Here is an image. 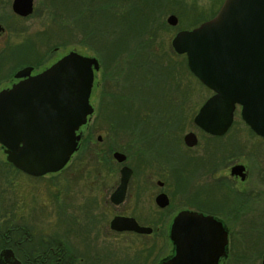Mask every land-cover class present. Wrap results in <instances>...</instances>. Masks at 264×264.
I'll return each instance as SVG.
<instances>
[{
  "label": "rangeland",
  "instance_id": "1",
  "mask_svg": "<svg viewBox=\"0 0 264 264\" xmlns=\"http://www.w3.org/2000/svg\"><path fill=\"white\" fill-rule=\"evenodd\" d=\"M11 1L0 0V23L14 30L0 36V47L5 44L24 45L31 41L27 44L31 46L39 44L37 49L40 52L38 57L40 59L49 55L52 56V60H56L66 52L76 51L104 62L101 63L100 73L96 72L93 78L89 97L93 113L86 123L84 138L80 140L78 149L67 168L41 178L29 177L13 168L10 169L0 149V194L6 192L9 195L6 208L0 210H11L8 217L12 219L20 215L21 220L28 221L30 225L32 221L39 220L43 226L48 222H50L48 225L56 226L66 217V208H70L85 222L81 229L86 230L84 233L77 227L70 228L71 231L73 230L70 231L71 245L76 252H83L84 247L85 252L90 253L89 256L94 254L97 247V264H151L154 258L161 255L164 249L163 241L166 240L164 224H159V231L152 235L118 233L108 228V222L115 211L139 212V209L104 208L103 201L100 203L101 207L97 208L99 198L97 173L110 172L116 165L109 151H106L108 143L113 139L106 134L107 138L103 143L97 144V129L101 128L106 132L108 114L116 110L118 97L122 96L127 104L140 103V109L143 108V112L149 116L142 121L143 123L149 124L152 120L154 122L152 125H157V132L149 133L150 147L147 150L144 145L137 142L138 137L139 141L144 137L143 132L133 133L131 138L119 139L115 144L131 154V161L136 166L137 172L141 169L140 159L146 157L144 151L140 152L138 147L146 150L145 152L150 156L152 151L157 154L164 149L165 152L160 155L168 161L169 149L165 148L162 140V136L167 135L168 127L177 125L176 130L179 131L180 139L189 130L196 132L199 143L192 148H187L182 143L178 151L184 152L185 157L193 158L192 162H200L207 166L196 173L202 176L201 179L213 176L216 180L223 175L227 178L224 177L225 183L223 182L219 189L213 191L220 208L199 209L220 216L229 226L232 256L227 264H260V255L264 252V139L250 130L242 120L238 109L234 111L232 126L221 137L205 134L197 127L194 116L213 92L191 73L186 56L176 53L171 44L176 31L194 27L197 13L202 12V16L207 19L213 11H217L220 4L215 0H158L150 4L145 1V13L139 14V17L144 19L141 23L142 27L135 29L129 38L123 39L122 44L125 47L122 50L127 53H122L121 58L115 55L116 60L112 62L108 55L119 51L110 50L107 43L116 40L114 38L127 37L123 35L124 27L121 19L129 16L130 8L134 14L133 8L140 6L139 0H129V5L123 0L108 2L33 0L32 14L27 15L26 18L14 16ZM111 3L116 4L119 23L113 17ZM170 14L177 16L176 25L167 23L166 19ZM198 23L197 25L201 22ZM131 55L140 63L130 64ZM127 60L128 62L122 63L124 66L120 68L119 62ZM127 64H130V69L127 68ZM102 78H106L105 102L110 105L106 110L103 108L101 118H97L100 92V87L97 88V80L100 82ZM185 94H188V99L184 100ZM175 100L180 101V105L175 106ZM151 109L156 110V115ZM158 111H162V114ZM101 149L105 154H102ZM176 157L178 158L177 154L173 159ZM209 157L214 159L209 162L206 160ZM176 162L172 160L173 167ZM232 163L247 167V177L244 180L239 176V179L234 181L231 174L229 175L228 169ZM173 167L170 163L160 161L152 164L151 172L158 175L168 174L166 176L171 172V175H175L176 171ZM171 178L174 181L177 177ZM16 198L17 208H12L13 200ZM15 209L21 213L14 215ZM145 209H147V219H154L158 218L159 213L162 215L166 210L175 211L178 208H169L160 212L157 208ZM95 213L99 214L102 221L98 230L97 244L91 240L94 233H89L90 226L94 223L88 221V217H94ZM4 215L7 217L5 213ZM83 233L86 239L84 246L81 241ZM147 248H152L153 252L147 262L142 263L136 257L141 252L144 253L143 250Z\"/></svg>",
  "mask_w": 264,
  "mask_h": 264
},
{
  "label": "water",
  "instance_id": "2",
  "mask_svg": "<svg viewBox=\"0 0 264 264\" xmlns=\"http://www.w3.org/2000/svg\"><path fill=\"white\" fill-rule=\"evenodd\" d=\"M32 6L33 0L12 3L21 15L31 13ZM166 21L176 25L178 18L170 14ZM171 44L186 56L191 73L213 92L194 123L207 133L223 135L238 109L245 124L264 139V0H223L213 17L176 31ZM98 69L96 57L69 51L42 72L0 91V144L9 162L34 176L63 169L78 149L79 127L93 113L89 97ZM27 72L22 69L17 76ZM195 137L188 132L184 141L194 145ZM114 156L118 161L125 158L119 152ZM244 169L233 165L230 174L244 179ZM129 172L128 167L121 168L123 184ZM110 227L152 230L123 216H114ZM169 237L175 251L162 264H218L228 242L223 219L189 209L174 216ZM10 258L14 260L11 249L0 251V264H21Z\"/></svg>",
  "mask_w": 264,
  "mask_h": 264
},
{
  "label": "flooded vegetation",
  "instance_id": "3",
  "mask_svg": "<svg viewBox=\"0 0 264 264\" xmlns=\"http://www.w3.org/2000/svg\"><path fill=\"white\" fill-rule=\"evenodd\" d=\"M216 3L222 4L223 0H215ZM13 0L11 1V10L16 16V18H26L29 16L21 15L15 12L12 8ZM32 14V13H31ZM2 30L0 31V36L4 35L8 31H12L13 29H9L3 24L0 23ZM14 31V30H13ZM29 43L31 41H28ZM26 42L24 45H8L0 47V91L10 89L14 84L27 79L29 76H34L50 65H52L56 60L61 58L66 53L62 54L56 60H52V56H45L43 59L39 57V50L36 46H31ZM29 47V48H26ZM41 47V46H40ZM27 49V50H26ZM57 49V48H56ZM55 49V50H56ZM54 50V51H55ZM36 57V58H35ZM38 59V60H37ZM51 59V60H50ZM99 61V69L94 71V75L97 72L100 73L102 66L101 62ZM28 69L26 75H18V72L22 69ZM104 74V72H103ZM105 79L102 78L100 82L97 80V88L100 87V92L98 96V114L97 118H101L103 108L106 110L107 106L110 103L105 102L104 96V86H105ZM92 91V89H91ZM111 97V95H110ZM117 100V108L111 114H108V122L107 126H105L106 132L103 130L97 129V144L103 143V141L107 138L106 134H108L113 141L108 143L106 147V151L112 156L115 166L111 168L110 172L97 173V194H98V206L101 207V202H104V208H137L139 212H124L122 210H117L111 216L108 222V228L111 231L118 232V233H133L137 235H152L154 232L157 233L159 231V224H164L166 233L165 241H163V252L161 255L154 258L151 264H162L164 261L169 259L175 251L174 243L171 241L169 237V229L174 216L181 210L189 209L194 211H200L207 214H213L206 212L205 210H201L199 208H220V205L217 204L214 192L215 190L219 189L220 185H223V178L225 177L220 176L218 179H214L213 176L207 177L205 179H201L196 175L198 170L207 168L206 165L200 162H192L193 158L185 157L184 152L178 151L180 145L184 143L187 148L195 147L199 143V137L196 132L189 130L188 132H193L195 134L196 143L194 145H188L184 141V134L179 138V131L176 130L177 125L169 126L168 131L166 132L167 135L162 136V140L165 144V148L169 149L170 155L166 158H163V155H160L163 151L156 154V152H151V156L148 152H145L150 147V136L149 133L157 132V125H152L154 122L150 120V123H143L142 121L149 116L145 114L143 111L144 109H140V103L137 104H127L125 98L123 99L122 96L118 97ZM143 101V100H141ZM139 101V102H141ZM158 101V100H157ZM170 103V102H168ZM145 105V104H144ZM180 105V101L175 100V106ZM176 108H174V111ZM156 115V110L151 109ZM109 112V111H108ZM162 112V111H161ZM158 111V113H161ZM162 114V113H161ZM135 115V116H134ZM155 115H153L155 117ZM104 116L106 114L104 113ZM152 121V122H151ZM159 125V124H158ZM162 125V124H161ZM179 125V123H178ZM160 126V125H159ZM232 126V125H231ZM198 127V126H197ZM87 128V124L81 125L77 132L81 133V139L84 138V130ZM180 128V125H179ZM202 130L205 134L210 136H214L210 133L205 132L203 129L198 127ZM229 130V129H228ZM145 133L144 137L139 141V137L137 142H140L146 150L143 148L138 147V150L146 156L145 159L142 158L141 161V169L137 172L136 166L131 161V154H128V151L125 149H121L115 145L119 139L131 138L133 133ZM227 133V132H226ZM224 133L223 135H225ZM223 135H215L221 137ZM160 137V136H159ZM166 138V139H165ZM130 145V143H129ZM0 149L4 153V146L0 144ZM102 150V149H101ZM105 151V152H106ZM119 152L122 153L125 158L122 161H118L114 156V153ZM102 154H105L102 150ZM177 154L178 158L175 157ZM5 155V153H4ZM159 156H161L159 158ZM72 159V158H71ZM70 159V160H71ZM213 157H209L206 160L211 162ZM172 160L177 161L176 165L173 167ZM163 161L164 163H170L171 167L176 171L175 175L170 172L171 177H177L174 181L171 177L166 176L168 174L159 173L156 174L151 172L153 170L152 164L157 162ZM5 162H7L10 169H14L19 173L25 174L29 177L34 178H41L47 175H53L63 171L68 166V162L63 169L54 173H46L40 176L30 175L28 173L23 172L22 170L18 169L14 166L11 162L6 159L5 155ZM154 162V163H153ZM239 163H232L229 166V171L233 165ZM126 166L130 169L128 173L127 180L125 184L122 183L123 174L121 173V168ZM152 168V169H151ZM148 169L149 171H147ZM151 169V170H150ZM115 170V171H112ZM146 170V171H145ZM202 170V171H203ZM245 177H247V167L245 166L244 169ZM166 177H163V176ZM230 175V172H229ZM197 176V177H196ZM232 176L234 181L239 179L240 175H230ZM226 178V177H225ZM241 178V177H240ZM201 179L200 183L199 180ZM227 179V178H226ZM243 179V180H244ZM225 180V179H224ZM225 183V182H224ZM214 191V192H213ZM16 192H18L16 188ZM6 192L0 194V208H6L7 199ZM19 196V195H18ZM12 208H17V198L13 200ZM10 208V207H9ZM145 208H157L160 210H166L169 208H178L175 211L173 210H166L165 213L161 215L159 213L158 218L154 219H147V209ZM91 209V208H90ZM79 210V209H78ZM97 211V210H96ZM173 211V212H172ZM10 211L7 210H0V244L2 249L8 248L12 251V257L14 260L19 261L21 264H97V247L94 250V254L89 256L88 252H85L83 247V252H76L72 245H71V236L70 231L71 229L77 227L79 231L85 233V229H81L82 225L85 223L83 220L79 219L75 213H73L70 208H66V217L64 220L62 219L61 222H58L59 225L50 226L46 224L43 226L39 220L32 221L27 223L28 221H22L21 216L18 215L14 218L8 217V213ZM4 213L7 215L5 217ZM20 211L15 209V214H20ZM97 213V212H96ZM95 216H89L88 221H93L94 225L90 226V234L94 233V237L91 239L97 244V237H98V230L101 226V218L99 214ZM172 213V214H171ZM219 218L220 216L213 214ZM84 217V215H82ZM114 216H123V217H131L134 218L135 221L140 226H147L150 227L152 230L149 233H140L134 230H116L110 227V221ZM222 219V218H221ZM224 221V220H223ZM224 225L228 232V242L226 245V253L225 255H220L218 258V264H227L228 260L231 258V245H230V237L231 231L227 223L224 221ZM56 228V229H54ZM58 228V229H57ZM71 228V229H70ZM98 228V229H97ZM73 231V230H72ZM71 231V232H72ZM84 233L81 236V241L83 246L86 245V239ZM92 236V235H89ZM144 253L141 252L139 256L136 257L138 261L144 263L147 262L151 253L153 252L152 248L144 249ZM145 257V258H144ZM11 261L12 258H10ZM264 260V252L260 255V264H262ZM16 262V261H15Z\"/></svg>",
  "mask_w": 264,
  "mask_h": 264
},
{
  "label": "trees",
  "instance_id": "4",
  "mask_svg": "<svg viewBox=\"0 0 264 264\" xmlns=\"http://www.w3.org/2000/svg\"><path fill=\"white\" fill-rule=\"evenodd\" d=\"M105 2H108L109 0H104ZM120 1H122V0H120ZM123 1H125L124 3H128V5H129V0H123ZM145 1H148L149 2V4L151 3V2H158V0H139L138 1V3L140 4V6H136V7H134L133 8V12H134V14H132V10H131V8L129 9V11H128V14H129V16H124V17H122V19H121V21H122V23H123V27H124V31H123V35H127V37H124V36H122V37H120L119 39H117V38H114V39H116V40H111V41H109L108 43H107V45H108V48H111L110 50H118L119 52L118 53H115V54H110V56L108 55V52H106V54L108 55V57H110V61H112V62H115V60H116V58H115V55H118L120 58L121 57H123L122 56V53H127V52H124L122 49L125 47V45H123L122 44V41H123V39H125V38H129L133 33H134V31H135V29H139V28H141L142 27V25H141V23H142V21H144V19L142 18V17H139L140 15L139 14H144L145 13V11H144V8H145V6H144V4H145ZM159 4V3H158ZM157 5V4H156ZM110 6H112V14H113V17L115 18V20L117 21V23H119V20H118V18H117V16H116V4L115 3H111L110 4ZM140 7V8H139ZM107 10V9H106ZM106 10H105V14H107V12H106ZM176 13L179 15V13H178V11H176ZM214 13H215V11H213L212 13H211V16H213L214 15ZM110 15H111V11H110ZM197 15V17H196V23L195 24H193L194 26L195 25H197V23L199 22H202V21H204V20H206L205 18H204V16H202L203 14H202V12H199V13H197L196 14ZM210 16V17H211ZM209 17V18H210ZM143 19V20H142ZM208 19V18H207ZM147 21V20H146ZM198 23V24H199ZM193 25H192V27H193ZM102 47L105 49V47L102 45ZM101 50L103 51V49L101 48ZM122 50V51H121ZM129 58V57H128ZM101 61V60H100ZM102 62H104V61H101V63ZM126 62H128V60L127 61H125V62H119V64L121 65L120 66V68H122L124 65L122 64V63H126ZM136 63V62H139V61H135V59H134V57H133V55H131L130 56V64H133V63ZM140 63V62H139ZM103 64V63H102ZM130 64H127V68L128 69H130ZM185 99H188V94H185V97H184V100ZM251 130V129H250ZM252 131V130H251Z\"/></svg>",
  "mask_w": 264,
  "mask_h": 264
}]
</instances>
